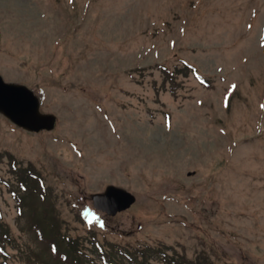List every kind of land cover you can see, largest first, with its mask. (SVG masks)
<instances>
[{"label":"rangeland","instance_id":"1","mask_svg":"<svg viewBox=\"0 0 264 264\" xmlns=\"http://www.w3.org/2000/svg\"><path fill=\"white\" fill-rule=\"evenodd\" d=\"M0 74V264H264V0H0Z\"/></svg>","mask_w":264,"mask_h":264},{"label":"water","instance_id":"2","mask_svg":"<svg viewBox=\"0 0 264 264\" xmlns=\"http://www.w3.org/2000/svg\"><path fill=\"white\" fill-rule=\"evenodd\" d=\"M0 112L28 130L51 129L55 116L39 111L36 95L24 85L6 83L0 76ZM95 207L115 214L128 208L134 201V196L128 191L109 186L102 194L92 197Z\"/></svg>","mask_w":264,"mask_h":264},{"label":"trees","instance_id":"3","mask_svg":"<svg viewBox=\"0 0 264 264\" xmlns=\"http://www.w3.org/2000/svg\"><path fill=\"white\" fill-rule=\"evenodd\" d=\"M110 254L112 255L113 252H110ZM147 254H148V252L146 250H141V249H134L131 252H128V256H131V259H132L131 262L133 264H141L143 262V261H140V263H138L137 259H138V256L139 255H142V257L144 258V261L146 262ZM171 259L174 260V261H176V259H174V258H171ZM178 261H180L182 263L181 260H178ZM145 262H143V263L145 264Z\"/></svg>","mask_w":264,"mask_h":264}]
</instances>
